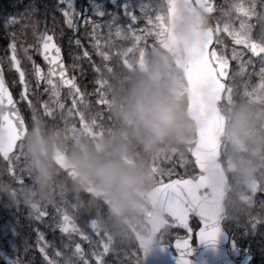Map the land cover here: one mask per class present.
I'll return each mask as SVG.
<instances>
[{
  "label": "snow or ice",
  "instance_id": "6c2138e0",
  "mask_svg": "<svg viewBox=\"0 0 264 264\" xmlns=\"http://www.w3.org/2000/svg\"><path fill=\"white\" fill-rule=\"evenodd\" d=\"M60 4L66 5L61 9V13L64 17V24L74 29L76 26V17L81 16L84 24L92 26L93 47L96 50L98 56L102 57L104 61L110 60V53L102 50L100 44V36L97 32L98 28L107 29L109 39L105 41L103 47H112L113 42L111 37L113 32L117 39L130 40L132 46L116 53L117 58L125 57L128 53L132 52L135 47L141 44V41L146 39L149 35L150 29L158 22H162L161 16L157 13L155 18L149 14V5L143 3L140 4V11L146 17L148 25L152 27L142 30L144 35H138L136 30L132 28V23L138 20L134 9L129 10L128 6H125L124 12L128 20L131 21L128 27L123 28L118 22L116 17L111 20L105 21L103 24H98L95 20L90 19L82 13H78L75 10L74 0H59ZM169 11L174 13L176 10L177 0H168ZM185 7H196L199 10L209 14L219 11L220 16L215 18V27H211L208 32V40L205 46V53L199 63L194 65L190 70V78L199 83L205 79H212L218 90L223 93L228 88V80H235L237 76H244L247 67L252 63L251 58L248 61L241 59V53L236 49H232L231 59L237 61L238 71L233 75H229V59L226 58V51L223 47L224 41L222 33L227 34L232 38L235 45H242L244 49L248 50L253 57H257L260 62V70L258 77L264 79V0H236V2L229 3L227 7L223 5L217 6L214 3H205L204 0H196L195 4L191 0H180ZM33 12L35 11L34 6ZM257 8L260 11H257ZM233 12L236 15H233ZM94 15L103 18L105 12L99 7L94 9ZM252 17H256L260 23V32L257 35H253L254 25L249 21ZM29 20L30 23L24 24L23 20ZM239 21V27L234 26L235 21ZM21 24L19 37L26 39V29L31 27L32 36L36 43L23 47L22 51L27 60L32 61L31 55H29V47H34L39 53L42 59L47 65V72L41 68L39 64L32 61V73L36 81V89L38 90L41 82L44 83V92L48 94V100L40 104V108L43 109V113L49 117L54 116L56 109H65V104L61 102V86L67 89L68 97L71 98V106L68 107L70 113H75L78 116H83L84 111L89 107V101L87 100L88 93L81 91L80 87L76 83V77L67 75V68L63 62L62 50L60 46L55 42L54 35L48 34L47 31L37 33V24L31 22V13H27L18 20L15 16L8 17L5 20V27L10 25ZM12 42L9 44L10 56L9 66L10 69H14L19 75L20 84L23 85V91L21 92V99L27 102L29 109L32 112L34 118L38 113L34 98L29 95L32 91L27 79V73L22 69L21 60L17 55V39L18 34L16 32L10 33ZM220 45L219 48L212 47L214 44ZM77 47H80L81 42L79 39L75 41ZM83 56L89 57V53L84 51ZM77 60L80 57H76ZM126 63V61H124ZM77 65L74 63L73 67ZM106 71H112L113 67H109L105 64ZM99 71V69H96ZM250 77V74H248ZM251 81L249 78L242 83ZM97 88L95 89V95L97 99L95 103L97 105H103L106 103L103 94L104 80L102 77L96 80ZM36 96L39 95L37 91ZM28 125L24 117L17 106L16 101L13 98L12 93L6 86L3 71L0 70V157L7 162L8 174L16 176V165L20 160L19 146L20 141L26 131ZM213 144L211 141V130L206 135L201 150H192L191 154L195 158V163L199 170L203 165V160L210 154ZM165 160H171V158H165ZM162 162V161H160ZM159 162V163H160ZM158 165L154 168L157 175V183L155 184L151 193V198L154 206H158L163 213L164 219L162 225L157 222V228L155 237L159 238L164 236L168 231L174 228H183L187 232V236L184 239H176L173 241L175 248L183 253L189 249L190 238L196 236L197 232L189 226V220L192 217L199 219L198 239L202 241L214 242L220 233L219 222L224 218L216 209L215 205L202 199L199 195L198 189L201 187L197 180L189 179H176L165 182L163 177L171 176L172 169H166ZM202 181V178H200ZM257 191H264V189H257ZM255 195V194H254ZM254 195L249 200V208L253 206ZM54 209L52 214V220L55 227L59 229L62 236H66L68 243L63 245V249L56 250L54 255L49 254L50 245L45 242V237L42 233L37 234V247L43 257L44 264H91V260L86 258L88 253L82 248V243L87 242L90 246L91 257L94 258L95 264H108L105 256L114 252L117 247V242L112 235L105 229L101 228L96 219V216L100 214L99 210L95 215V218L90 219L89 227L91 232L95 233L98 237L97 240H93L88 231L80 228L77 225V218L81 215L89 213L78 202L69 203L65 200L61 203L51 205ZM49 215L47 207L41 209H33L30 211L31 218L42 220ZM249 215V223L251 229H255L257 223L264 222V208H261L257 216ZM79 237L77 242L74 237ZM152 239H138V247L129 255V264H135L140 258V252L143 250L147 253L149 245ZM124 242H120L123 245ZM102 249V250H101ZM18 264L20 262L18 261ZM181 264H188L187 260L181 258Z\"/></svg>",
  "mask_w": 264,
  "mask_h": 264
},
{
  "label": "clouds",
  "instance_id": "9594fccd",
  "mask_svg": "<svg viewBox=\"0 0 264 264\" xmlns=\"http://www.w3.org/2000/svg\"><path fill=\"white\" fill-rule=\"evenodd\" d=\"M207 18L202 17V25ZM117 120L123 126L118 135L91 143L81 139L69 142L62 133L47 125L33 127L26 133L27 183L21 200L30 210L63 202L68 196L91 188L109 202V217L98 223L114 240L137 230L151 228L149 217L164 219L150 194L156 180L148 163L162 145L183 142L191 130L183 108L170 90L169 81L150 73L131 78L117 97ZM224 141L230 147L231 171L235 186L225 185L221 215L246 212L249 200L261 183L258 168L264 166V110L240 102L225 114ZM137 146L143 155L137 154ZM57 153L75 172L71 180L56 165Z\"/></svg>",
  "mask_w": 264,
  "mask_h": 264
},
{
  "label": "rangeland",
  "instance_id": "374dc122",
  "mask_svg": "<svg viewBox=\"0 0 264 264\" xmlns=\"http://www.w3.org/2000/svg\"><path fill=\"white\" fill-rule=\"evenodd\" d=\"M50 0H46V2H48ZM226 1V0H225ZM158 3H160V0H158ZM227 3V1H226ZM228 4V3H227ZM74 5H75V10L79 9L77 7V1L74 0ZM7 9H8V13H7ZM23 0H0V13L1 10H5L6 14H7V18L11 17V16H15L18 20L21 19L22 16H24L23 14ZM163 9L164 7H160L157 5L155 8V14L153 15V18H155V15L158 13L161 18H162V22H158L155 26H151L152 29L149 31V37H151V39L148 41V45H149V57H151L150 62L153 65V70L155 72H162L165 76V78L169 81L170 83V90L172 92V94L174 95V97L177 99V101L180 103H182V101L184 100V85L182 83V81L180 80V76L171 68V63L168 60V58L166 57V55L164 53H162L159 49V44L164 40V24H163ZM49 15V20L50 23L48 24V28L50 30L55 29V21H58L55 18L54 14H48ZM220 16V12L218 11L217 13V17ZM53 19H52V18ZM6 18V19H7ZM216 18V17H215ZM252 19L256 22L257 19L256 17H252ZM25 20L22 21V23H24ZM215 22V19H214ZM250 23V22H249ZM251 24V23H250ZM59 29V31H62V33H68V31L66 29H61V26L59 24L58 21V25H56ZM84 26L79 25L78 22L76 23L75 28L69 32L67 34L68 38H66V48L68 49L69 53H68V59H69V64L71 65V67H73V64L75 63L77 66L74 69H78L81 70L82 66H86L87 69H90L92 73H94L96 75L93 83L96 84V80L100 77L103 78V75L100 73L101 70L97 71L96 69L100 68V67H96L93 63H91V57L85 58L83 56V53L85 50V47H82V45H80V47H77V45L75 44V41L77 40L78 35H74L73 32L75 29H79L80 27ZM21 28V24H15V25H11V28L6 32V34L4 36L1 37V39H3V41L5 42V46L3 48V59L6 65H4V70H6L7 75H9V79L11 80V83L13 84V88L15 89V93L16 95L20 98V102H22V106H20L21 108L25 109V111L28 112V118L30 123L32 124L33 127H37V123L35 121V118H31L32 117V112L29 109L27 102L23 101L21 99V92L23 91V85L20 84L19 81V75L15 72L14 69H10L9 66V59L8 57L10 56V50H9V44L12 42L11 40V36L10 33L12 32H16L19 35V29ZM141 30L143 28V30L145 29L144 27H139ZM84 29V28H83ZM101 28L97 29V32L100 31ZM104 30V35L107 32V29L103 28ZM253 31V29H252ZM143 31H140V33H137L138 35L143 36ZM255 33H258L257 31ZM225 38H229L230 36H228L227 34H224ZM106 36V35H105ZM105 40H107V37H103ZM148 38V37H147ZM144 41V40H142ZM141 41V44L138 45L136 47L135 50H133V52L131 53V56L133 55V57H145L146 56V52L144 51L143 46H145L144 44H142L143 42ZM224 41V39H223ZM113 42V46L112 47H106L108 49H110L111 52H113V50H116V52L118 51H122L126 48H123L121 45L119 44L118 41L116 39L112 40ZM145 42V41H144ZM147 42V39H146ZM87 48L91 51L94 50L95 54L96 50L93 47V41L92 42H87L86 43ZM224 49H226L225 43L223 45ZM216 48H219L218 46H216ZM19 51L22 52V48H19ZM129 55V53L127 54ZM76 57H80L79 60L76 59ZM98 61L102 64V70H106L105 69V64L107 63L109 67H113L114 69V73L107 71L108 75L110 76L111 79H113V85L111 84V81L108 78H103L104 80V87H103V94H104V99L106 101V103H104L103 105H92L93 110L91 109V113L90 116L88 115V112L85 110L83 116H78L75 113H70L67 112L64 121L62 122V127L59 130L62 135L69 141H77V140H87L91 143H95L98 142L106 137L109 136H113L116 135L118 136L124 129L123 126L121 125V123L117 120V117L115 115L116 109H117V99L116 97H118V93H116L115 90V86H118L119 90H122L123 87L126 86L127 82L129 81L128 79H122L120 77V72H119V67H121L119 65V61L114 58V55L111 53L110 56V60L109 61H104L102 59V57L98 56ZM122 58V57H121ZM91 63V64H90ZM158 66H160V70H158ZM251 67V64L248 66ZM258 72H256V78L255 80H251L249 83H247L244 86V93L246 95H249L251 97V101L250 105H254L258 110H264V79H261L258 77ZM115 76L117 77L118 81L116 80ZM251 76V75H250ZM249 78H247L246 80H248ZM246 80H238L237 82L240 83V85H243L244 83H242V81H246ZM97 86V84H96ZM108 89H107V88ZM32 88L34 90L36 89V84L32 85ZM97 88V87H96ZM41 88L39 87V90ZM110 92H112L114 94V97H108L107 94H109ZM44 93V100H48V94ZM71 106V104H69ZM104 109V113L101 110V107ZM230 109L226 108V111L224 113H227L228 111H230ZM57 112V111H55ZM107 114V116L111 119V123H109L108 121H106L104 119V114ZM81 120H85V124L88 126L87 130H84L82 125L83 123L80 122ZM86 126V127H87ZM191 132L192 130H190V132L188 133V137H185V139L183 140V143L186 144V147H191L193 145V139L191 138ZM141 149V148H140ZM142 151V149H141ZM160 153V152H158ZM19 154H20V160L18 162V164L16 165V172L17 175L16 176H12L8 174V170H7V166L8 165H3L0 164V180H6V181H11L14 184L13 189H11V194L16 196V200L18 202L19 205L24 206V204L22 203L21 200V189L23 188V185L25 183H27V176H26V172H25V168H26V156H25V149H24V144H21L19 146ZM226 159V161H230L231 160V156H230V147L227 144L226 149L224 151V156L223 159ZM224 159V160H225ZM260 168H264V166L259 167ZM193 167H191V164L189 162L186 163L185 165V169H184V173L185 174H190L191 176H195V173H193ZM260 174V175H259ZM257 174L260 179H261V183L264 186V174L263 172ZM234 179V183H237V180L235 179V176L233 177ZM156 183H157V179ZM155 183V184H156ZM67 198L72 200V203L74 202H78L80 203V205L82 207H84L88 212H90V217L94 216L97 213V210H99L100 214L98 216H96V218H98V221L101 218H108L109 217V213L101 206L99 205L97 202L93 201L90 198H86L87 203L84 202V198L83 196H81V193L76 194V195H70ZM66 198V199H67ZM65 199V200H66ZM64 200V201H65ZM89 206V208H88ZM261 208H264V201L261 202V206L259 207L257 214L260 212ZM24 211L26 210V223L28 224V227H30L29 224H32L31 219H35V218H31L30 216V209H28L27 207L24 206ZM47 210H50L52 212H54V209L52 208V206H48ZM86 214L82 215L83 217ZM147 216L149 215V212L146 214ZM242 216L244 214V212L242 213H233V217L234 216ZM88 217V218H90ZM79 219H81V216L78 217ZM77 218V219H78ZM37 220V219H36ZM39 221L42 225L46 226V229H48V231L50 232H54V228L55 224L52 220V215H50L48 217L47 220L42 221V220H37ZM11 227V225L9 223H4L0 226V247H2V238L5 235V232ZM37 230L40 231V233H42L44 235V237L46 236V232L40 228H32L30 229L31 233H37ZM142 233H144V235H147V231L146 230H141ZM55 236V235H54ZM175 238H181L180 233L178 232H172V231H168L162 238H161V242L166 243V242H170L171 240L175 239ZM68 239L67 238H62L60 236L55 237V240L52 238V244H56V246H52L50 245L49 254L50 255H54V252L56 250H61L63 249V245L68 243ZM117 242V247L116 250L108 255L105 256L106 261L108 262V264H129V255L131 254V252H133L135 250V246L133 244L132 239L128 236L125 239H119L116 240ZM120 242H124L123 245L120 244ZM91 248L90 246L87 248V253H89V256L86 257L88 259L91 260V264H95V260L94 258L91 257ZM102 250V249H101ZM125 253H128L129 255H125ZM41 264H44V262L41 261ZM135 264H139V260L138 262H135Z\"/></svg>",
  "mask_w": 264,
  "mask_h": 264
},
{
  "label": "water",
  "instance_id": "95a60500",
  "mask_svg": "<svg viewBox=\"0 0 264 264\" xmlns=\"http://www.w3.org/2000/svg\"><path fill=\"white\" fill-rule=\"evenodd\" d=\"M166 3L169 7L168 0H166ZM171 15H172V18H174V21L171 24L169 40L163 46L166 50H168L172 54L176 63L179 64L178 45H179V42L181 41V31H180V27L178 25V19H177L178 18L177 17V4H176L175 12L171 13ZM177 66L180 67V65H177ZM186 79L189 83V90L187 92L189 105H188L186 112H187L189 119H191L195 123L196 133H197V143H196L194 150L202 149L203 141L206 135L209 133V130H211V141L213 144V148L211 149L210 154L207 155L206 158L203 160V165L200 170L198 166L196 165L198 170L205 174L204 177H201L202 181L200 180V178L197 181V183L201 184V187L198 190L204 189V187H208L211 189L210 199L204 198V200L213 203L217 211L219 212L220 210L219 206L225 197L226 182L221 173V170L219 169L218 165L215 162V155L217 153V150H216L217 141L220 135V132H219L220 125L216 120V117H215V114L212 108L215 102L216 91L214 89H210L209 88L210 86L208 85V84H214V82L212 81V79H210L211 81L202 80L201 82L196 83L190 78V71L186 73ZM212 87H214V85H212ZM206 90H210V92H207ZM192 158L194 159V162H195V158L193 156ZM74 177H75V174H73L72 178ZM89 191L90 190L88 189V192ZM90 193H92L93 195H95L96 197L102 200L104 199L103 196L96 194L94 190H92ZM151 201H152V198H151ZM157 222H160V224L162 225L163 223L162 218L153 217L149 220L153 235L156 233ZM222 242H223V237L221 236L220 233L214 242L209 241V243L214 244V247L216 248L215 250L217 251L219 256L221 255L220 252H221ZM158 249L161 252H166L164 248H158ZM141 252L143 256V264H147L149 261L148 260L149 250L147 251V253H144L143 250H141ZM185 254L186 253L182 255L183 258H185ZM192 255L196 256L194 252H192ZM218 262L220 264H227L222 258L218 259ZM198 263H200V260H198Z\"/></svg>",
  "mask_w": 264,
  "mask_h": 264
},
{
  "label": "flooded vegetation",
  "instance_id": "af4514ba",
  "mask_svg": "<svg viewBox=\"0 0 264 264\" xmlns=\"http://www.w3.org/2000/svg\"><path fill=\"white\" fill-rule=\"evenodd\" d=\"M221 0H218L220 3ZM132 8L135 11L137 17H139V3L140 0H130ZM83 3L86 4L89 8V12L93 13L96 7L100 9H107L106 20H111L113 17H116L119 24L123 23L125 25L129 24L126 20L123 19L121 5L122 0H83ZM241 52L242 57H249L243 49L237 48ZM231 67L233 70H238L237 62L232 60ZM234 103V100H232ZM261 189V185L259 186ZM258 198L256 204L253 208H249V211H253L258 202L261 199H264V193L258 191ZM228 233L230 239L234 242L236 248H238L239 254L244 257L243 264H264V223H257L255 229H251L249 219L245 223H240V226L236 224L232 218L228 217L227 221ZM40 257V252L38 251ZM4 254L12 261L22 259V252L17 250V253H11L7 250H4ZM33 261V259H31ZM36 264V263H34Z\"/></svg>",
  "mask_w": 264,
  "mask_h": 264
},
{
  "label": "trees",
  "instance_id": "16d2710c",
  "mask_svg": "<svg viewBox=\"0 0 264 264\" xmlns=\"http://www.w3.org/2000/svg\"><path fill=\"white\" fill-rule=\"evenodd\" d=\"M21 60V65H22V68L23 70L27 73V79H31L32 77V69H31V66H32V61H29L27 60L26 58H22L20 59ZM28 80V81H29ZM173 171H176L177 169H174V168H171Z\"/></svg>",
  "mask_w": 264,
  "mask_h": 264
},
{
  "label": "bare ground",
  "instance_id": "6f19581e",
  "mask_svg": "<svg viewBox=\"0 0 264 264\" xmlns=\"http://www.w3.org/2000/svg\"><path fill=\"white\" fill-rule=\"evenodd\" d=\"M18 234H19L20 238L22 239L21 241H23L22 244L23 243H31L34 241V237L32 235H29L27 230L23 226H21L18 229Z\"/></svg>",
  "mask_w": 264,
  "mask_h": 264
}]
</instances>
